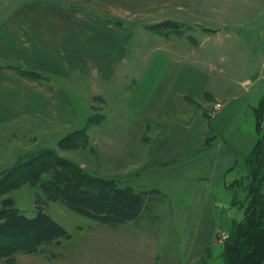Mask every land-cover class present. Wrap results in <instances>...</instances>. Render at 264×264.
I'll use <instances>...</instances> for the list:
<instances>
[{"label": "rangeland", "instance_id": "1", "mask_svg": "<svg viewBox=\"0 0 264 264\" xmlns=\"http://www.w3.org/2000/svg\"><path fill=\"white\" fill-rule=\"evenodd\" d=\"M203 4H209L212 11L208 12L211 15L207 19L200 20L193 12L195 8L198 11ZM89 5L92 7L93 4H86ZM125 5L126 8L124 4H118L116 8L117 24L119 26L121 20L134 24L136 28L133 29L137 34L133 35L132 46L150 54L148 76L152 77L154 70H158L156 88L170 95L163 104L166 115L161 121L162 127L148 131L144 135L146 140H143L137 139L134 130H126L119 122L123 119L124 101L131 96L136 84L132 82L131 67L127 66L133 57L129 53L124 56L125 30H116V58L119 61L116 68L119 73L111 83L122 80L124 84L116 88L118 85L100 80L104 73L99 69H106L104 66L110 60L108 45L104 46L103 43L99 49L96 47L91 52L87 51L94 60L99 56L101 64L74 67L70 75L73 78L65 83L78 109V118L83 121L81 129H87L88 142L81 147H70L68 141L64 143V138L77 128L46 121L38 115L21 113L14 122L9 118L0 119V176L21 158L51 149L58 156L73 162L81 171H72L79 185L86 182V176L108 178L118 175L121 185L127 183L134 188L132 183L139 182L140 172L145 170L143 189L157 188L160 192L148 191L149 196L146 195V198L149 206L141 218L112 228L78 215L66 204L48 200L40 187L25 185L15 188L5 197H0V205L4 198L13 197L21 212L34 216L38 210L36 199L39 195V205H44L51 217L65 226L71 235L69 238L43 243L36 253L19 252L15 256L16 264H224L223 244L229 237L228 230L233 221L241 222L245 218L247 202L243 199L249 181L245 178L246 170L242 166L258 138L254 109L264 97L263 52L260 56L259 48L255 46L251 57L246 58L249 51L240 53V63L250 62L247 68L252 74L224 84L218 68L212 70L208 65L223 61L224 69V0H131ZM202 21L206 30L213 31H203L199 27ZM164 22L179 23L178 28L186 30L185 34L178 35L170 31L164 35L153 31L154 26ZM242 22L243 26L226 30L264 31V19ZM192 34L197 41L191 40L187 48L176 50L175 53L163 55L154 46L161 39L165 43H172L173 38H184L186 35L193 37ZM103 37L104 34L99 37L101 42H105ZM216 43H222L223 46L214 50L208 48ZM157 57L160 62L163 58L166 65L159 64V68L156 67ZM20 69L26 72L35 70L31 66ZM37 69L35 71H42L45 77L60 81L59 72H55V69L53 72ZM98 86L105 90L104 95H98ZM191 112L212 123L210 128L205 129L211 137L216 135L212 139L211 150L205 151L207 157L194 164L186 162L194 166L193 169L181 163L192 149L186 150L180 140L193 132L192 124L188 126L184 123ZM89 118H93L94 122H90ZM177 120L180 123L173 127L178 129L160 147H156L160 133ZM195 126L197 128V124ZM219 144L222 146L218 148ZM159 156L163 161L179 159L180 162L176 165L173 161L161 166ZM230 163L238 169L224 174V166ZM150 166L154 167L149 169ZM93 177L91 180L96 182ZM235 179L244 180L231 188L230 184ZM193 180L201 181L210 190V195L203 196L201 201L195 196V206L201 208L199 211L196 207L189 210L193 206V196L182 194L185 186ZM227 186H230L229 189ZM137 187L140 188V185ZM199 214L206 223L204 227L193 224ZM210 217L213 220V243L212 237H209L211 226L207 224V218ZM203 247L209 249L210 254H206V250L202 258H196L194 255Z\"/></svg>", "mask_w": 264, "mask_h": 264}, {"label": "crops", "instance_id": "2", "mask_svg": "<svg viewBox=\"0 0 264 264\" xmlns=\"http://www.w3.org/2000/svg\"><path fill=\"white\" fill-rule=\"evenodd\" d=\"M128 2H131V0H0V3H3L0 4V119L9 118L14 122L18 120L21 113L30 116L38 115L46 121L77 128L72 131L80 130L83 121L78 118V109L74 105L73 97L68 92L70 90L65 83H69L70 79L73 78L70 75L73 74L72 69L74 67L85 68L101 64L99 56L94 60L90 52L96 47L99 49V45L103 43L104 46L108 45L107 50L109 52H107V55L110 60L104 66L106 69H99L100 72L104 73L100 80L103 81L104 79L108 84H113L111 82L115 80L114 78L119 73L116 68L119 62L116 58V30H125L124 56L129 53L133 57V60L128 62L127 66L131 67L132 82L135 81L136 86L131 96H128L124 101V112L120 111L124 113H122L123 119H120L119 122L126 130H134L137 139L143 140H146L144 135L148 131L162 127L161 121L166 115L163 104L170 98V95L161 93L156 88L158 70H154L155 73L152 77L148 76L150 67L148 58L150 54L143 53L140 48L133 47V35L137 34L134 32L136 30L133 29V27L136 28L134 24L122 20L119 21L121 22L119 26L117 24L116 8H118V4H124V8H126L125 4ZM86 4L93 5L91 7L90 5L86 6ZM100 7L101 10H99ZM196 10L195 8L193 13L200 20L207 19L212 11L209 4H203L198 11ZM252 19H264V0H224V69L222 68L223 61L217 64H208L212 70L218 68V73L223 78L224 84L240 76L245 77L252 74L250 68H247L250 62L248 64L245 61L240 63L238 59L240 53L244 54L249 51L246 58L251 57L252 50L256 46L259 48V55L261 56L262 52L264 54V31L261 29L226 30L231 27L243 26V20ZM203 22L199 23V27L203 31H209L206 30ZM194 29H196V26ZM102 34H104L105 42H101L102 40L99 38ZM139 34H142V32ZM206 34L208 35V32ZM194 37L195 35L193 37L186 35L184 38H173L172 43H165L164 39H161L154 46L157 47L156 51L167 55L175 53L176 50L187 48L191 40L197 41V38ZM222 46V43H216L211 47L208 46V48L214 50V48H221ZM87 51L90 52L87 54ZM141 54H143L142 57ZM92 59L94 62H92ZM164 61L162 58L160 62L158 58L156 67L159 68V64L166 65ZM26 66H31L35 70L44 68V72H53V69H55V72H59L57 75L60 76V81L52 77L39 80L30 79L19 72L20 68ZM41 73L43 72L41 71ZM126 73L130 72L126 71ZM121 83L124 84L120 80L113 85H118L116 88H120ZM98 91V95H104L105 90L100 86H98ZM214 98L218 100V98ZM192 113L189 118L184 120V123L188 126L192 124L193 132L188 135L189 137L180 139L183 141L186 150L192 149L190 154L181 160V163H184V166L190 169H193L194 166H189L186 162L190 161L194 164L203 160L204 157H207L205 151L211 150L213 146V140L209 139L211 137L210 132L205 129L206 127L210 128L212 123H208L204 118L201 119L200 116L197 117L196 112ZM177 121L167 126L160 133L156 147H160L161 143L169 138L170 134H174L173 131L178 128L173 126L180 123L179 120ZM182 136L186 137V135ZM208 140L212 141L210 146H208ZM221 146L219 144L217 147ZM159 160L162 162L161 166H167L174 161V159L163 161L160 156ZM179 162L180 160L177 159L173 163L177 165ZM152 167L154 166L148 168L152 169ZM233 167L231 163L225 165L224 174L230 172ZM144 171L140 172V181L136 183L140 185V188L133 183L130 185L140 193H148V191L159 193L160 191L157 188L143 189ZM108 178L121 181L118 175H110ZM128 185L126 183L125 186ZM182 194L192 195L191 204L193 206L189 207V210L196 207L199 211L201 208L195 206V196L201 201L203 196L210 195V190L201 181L193 180L185 186ZM201 218V214H199L193 224L204 227L206 223L204 224L205 221ZM207 219L209 220L207 224L211 226L209 237H212L213 243V220L211 217ZM191 221L190 218L189 222L191 223ZM206 250L208 249L203 247L194 256L202 258Z\"/></svg>", "mask_w": 264, "mask_h": 264}, {"label": "trees", "instance_id": "3", "mask_svg": "<svg viewBox=\"0 0 264 264\" xmlns=\"http://www.w3.org/2000/svg\"><path fill=\"white\" fill-rule=\"evenodd\" d=\"M179 26V23L164 22L152 29L164 35L170 31L184 35L186 30L179 29ZM19 72L26 77L47 79L35 70L26 72L19 69ZM254 116L258 138L242 166L249 181L243 199L247 202L246 214L241 222L233 221L228 230L229 237L223 244L224 264H264V97L255 107ZM89 120L94 122L93 118ZM86 132V128L75 130L64 138V143L68 141L72 148L81 147L88 142ZM214 138L209 137L210 140ZM211 142L208 140V146ZM73 169L80 171L73 162L58 156L54 150L43 149L29 154L0 176V197L21 186L40 187L48 200L59 201L78 215L112 227L136 221L146 212L148 193H140L130 186L121 185L115 178L103 176H91L96 182L86 176V182L79 185ZM237 169L236 166L231 170ZM236 179L230 184L231 188L244 180ZM39 200L38 195V210L34 216L21 212L13 197L2 200L0 264H16L15 256L19 252L36 253L43 243L71 237L68 230L51 217L45 206L39 205ZM206 254H210L209 249Z\"/></svg>", "mask_w": 264, "mask_h": 264}]
</instances>
